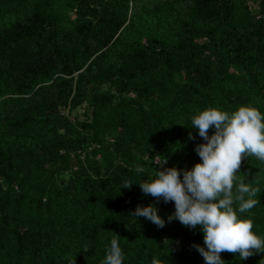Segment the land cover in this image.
I'll return each mask as SVG.
<instances>
[{
    "label": "trees",
    "instance_id": "trees-1",
    "mask_svg": "<svg viewBox=\"0 0 264 264\" xmlns=\"http://www.w3.org/2000/svg\"><path fill=\"white\" fill-rule=\"evenodd\" d=\"M259 6L254 15L243 0H0V264H101L112 239L124 264H204L200 229L167 219L174 202L121 184L148 179L156 156L179 170L199 162L197 109L264 113ZM69 101L86 104L88 119L62 113ZM238 171L233 191L240 180L260 190L244 215L264 237V161L242 156ZM148 204L163 228L132 216ZM220 255L264 264L261 251Z\"/></svg>",
    "mask_w": 264,
    "mask_h": 264
},
{
    "label": "clouds",
    "instance_id": "clouds-1",
    "mask_svg": "<svg viewBox=\"0 0 264 264\" xmlns=\"http://www.w3.org/2000/svg\"><path fill=\"white\" fill-rule=\"evenodd\" d=\"M191 127L198 130L203 140L195 144L199 162L179 170L166 166V157L158 159L156 170L148 179L124 181L121 186L130 189L138 183L145 195L165 203L174 202V211L167 219L200 229L203 246L193 247L202 255L204 264H226L222 252L232 253L239 261L256 251L264 252V237L253 231L252 219L244 215L260 203L256 199L260 190L240 180L233 191L242 156L264 161V113L251 104L238 105L232 111L208 106L195 110ZM210 128H214L211 135ZM189 139L195 137L189 133ZM135 171L146 170L137 163ZM132 216L144 217L160 228L165 226L153 204L138 205ZM124 259L118 239H112L101 264H124Z\"/></svg>",
    "mask_w": 264,
    "mask_h": 264
},
{
    "label": "rangeland",
    "instance_id": "rangeland-1",
    "mask_svg": "<svg viewBox=\"0 0 264 264\" xmlns=\"http://www.w3.org/2000/svg\"><path fill=\"white\" fill-rule=\"evenodd\" d=\"M155 1H157V0H153V2H155ZM243 1L252 14L257 15L259 13V10H260L259 1L260 0H243ZM141 5L144 8L148 7V5L144 4V3H142ZM203 41H205V39ZM60 110L62 113L67 115L72 121H74V120L84 121V120L88 119L86 104H82V105L77 106V107H72L70 104V101H69V103L66 106L62 105L60 107ZM116 133H117V131H114V134H116ZM109 137H111V136H109ZM158 159H161V158L159 156H156L155 161H157ZM67 177H68V173L66 172L62 175L61 179H63L65 181V180H67Z\"/></svg>",
    "mask_w": 264,
    "mask_h": 264
}]
</instances>
